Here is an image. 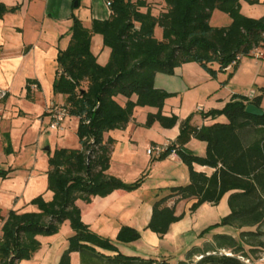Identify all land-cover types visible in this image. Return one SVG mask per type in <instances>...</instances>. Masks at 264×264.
Returning a JSON list of instances; mask_svg holds the SVG:
<instances>
[{
    "label": "trees",
    "instance_id": "obj_1",
    "mask_svg": "<svg viewBox=\"0 0 264 264\" xmlns=\"http://www.w3.org/2000/svg\"><path fill=\"white\" fill-rule=\"evenodd\" d=\"M162 1L159 8L148 0H111L110 17L92 19L89 27L72 16L70 43L57 55L52 91L65 96L62 108L66 115L78 118L79 147L48 152L46 192L50 197L39 194L32 198L28 205L35 206V211L10 209L6 216L0 214V264H19L30 259L41 247L38 236L56 234L65 221L73 234L58 264H70L72 252L91 255L88 264H95L94 259L113 264L157 261L119 252L115 242L126 244L140 239L141 233L136 228L121 226L113 242L92 231L82 220L77 201L89 204L97 196L105 197L116 190L131 192L143 183L142 177L126 183L108 174L114 140L105 141V133L123 129L138 107L157 109L156 113L148 114L145 127L158 122L164 128H172L177 123V116L162 113L165 100L173 94L155 86L158 73L172 75L175 68L194 62L216 78L218 72L236 69L240 61L232 65L236 56H250L254 49L264 48V17L254 19L243 15L241 0ZM247 1L259 3V0ZM15 9L0 0V18ZM214 10L227 14L230 24L212 26L210 18ZM157 27L161 29V38L155 36ZM94 34H100L104 46L110 49L104 65L91 51ZM32 84L37 82L29 80L26 84L28 93ZM120 96L126 102L121 103ZM133 96L136 100H132ZM261 100L262 95L248 98L234 94L222 109L202 114L223 115L227 119L224 123L198 128L190 124L192 117H187L180 123L177 138L161 155L152 157L163 160L174 151L186 165L190 178L188 184L172 186L167 195L154 201L146 229L159 237L165 236L171 224L183 218V214L175 213L179 201L196 199L190 207L194 213L204 203L218 204L230 192V212L201 234L214 227L230 226L238 231V236L216 233L211 243L190 249L180 264H249L254 254L264 250V232L260 230L264 225V115L246 112L249 104L260 108ZM4 135V152L9 155L13 152L10 137L8 133ZM191 138L206 143L205 155L185 149ZM194 164L214 171L206 175L194 170ZM12 171V168L0 169V178H8ZM170 199L174 203L167 206ZM96 249L116 254L106 256ZM196 255L201 258L193 261ZM162 264L168 263L162 261Z\"/></svg>",
    "mask_w": 264,
    "mask_h": 264
},
{
    "label": "crops",
    "instance_id": "obj_2",
    "mask_svg": "<svg viewBox=\"0 0 264 264\" xmlns=\"http://www.w3.org/2000/svg\"><path fill=\"white\" fill-rule=\"evenodd\" d=\"M148 1L157 4L159 8L163 6L162 0ZM1 2L8 8L16 7V9L0 18V89L8 93L0 107V158L3 159L0 162L7 164L8 167L13 165L12 169L21 167L25 163L30 166L31 170L26 174L21 169H17L14 170L13 178L0 179L12 188L7 190V195L10 200L12 198L16 200V207H25L26 211H35V206L28 205V202L46 191L48 152L61 147H79L76 135L77 117L68 115L63 123L64 127L59 130L48 127L51 115L45 117L44 120L40 118L51 102L64 103L65 101V96L54 94L52 91L57 69V55L70 43L72 16L77 17L83 25L89 27L92 19H108L111 11L105 0H1ZM240 10L249 18L264 17V0H259L256 4L241 0ZM153 12L155 15L158 14L156 9H153ZM230 22L231 19L227 14L218 13L216 10L210 18L212 26L224 27ZM156 30L157 28L155 32ZM91 51L101 65L107 63L110 49L104 46L100 34L92 36ZM230 73L231 76H228ZM29 80L36 81L37 85H30L28 93L26 84ZM15 82H17V90L13 91ZM155 86L173 94L165 100L162 113L166 116H177V123L172 128H164L158 122L145 127L148 114L156 113L157 109L138 107L123 129L109 131L105 133L104 138L105 141L108 138L114 140L111 145L108 174L126 183L136 181L144 172L153 169L159 170L160 176L151 187H146L143 182L138 189L131 192L116 190L105 197L93 198L89 204L77 201L82 211L83 222L92 231L113 242L123 225L134 227L137 230L141 229L140 239L126 243L136 244L134 247L136 249L133 251L122 253L118 244L116 245L120 253L144 259L152 258L153 255L150 254L154 256L158 254L157 248L163 240L159 239L162 237L151 231L147 232L149 230L146 229L154 201L167 195L170 187L183 186L190 182L188 169L177 155L156 160L147 155V147L151 144H165L174 141L179 134L180 123L189 116L192 117L190 124L198 128L216 122H226L227 119L223 115L211 117L202 114L210 110L222 109L234 94L248 98L262 95L260 108L264 109V48L254 49L250 56L240 59L236 69L228 68L226 71L218 72L216 78H212L199 64L191 62L175 68L172 75L158 73L155 77ZM198 90L200 98L197 100L204 99V106L191 102V98L189 101L187 99V96L190 97L191 93ZM132 100H136V96H133ZM119 101L124 103L126 98L120 96ZM1 116L7 117V121L2 120ZM5 126L6 131L3 129ZM5 133L9 134L13 150L6 159L3 158L6 147ZM14 134H18L17 139ZM2 135L5 139L4 147ZM195 139L191 138L185 145V149L196 155H205L206 143L203 141L197 143ZM32 143L33 145L29 146L23 155H15L24 144ZM39 146H43L47 153L39 151L37 148ZM47 146L51 148L46 150ZM193 167L194 170L204 172L206 175H211L214 171L208 166L194 164ZM0 193L5 195V192L0 191ZM226 194L229 196L230 192ZM195 201L196 199H186L175 205L176 215L183 214V218L171 224L165 237L171 235L170 240L181 239L179 241H182L186 234L197 232L199 228L204 230L207 226L220 221L222 217L209 210L219 203L215 205L204 203L194 213H191L190 207ZM173 203L174 200L170 199L167 206H172ZM205 217L210 218L209 221L203 220L204 227H198L200 220ZM207 222L210 223L206 225ZM70 231L72 230L68 228L67 238L58 248L53 247L54 242L52 241L55 239L52 235L38 236L41 242L40 249L30 259L24 260L28 261L24 263L58 264L63 251L68 247ZM216 233L219 232L206 238L201 246H194L202 247L205 243H211ZM143 238L153 249L138 244ZM96 250L106 256L112 257L116 254L101 249ZM90 257L89 254L81 256L78 252H72L70 264H88ZM94 260L95 264H113L101 259Z\"/></svg>",
    "mask_w": 264,
    "mask_h": 264
},
{
    "label": "rangeland",
    "instance_id": "obj_3",
    "mask_svg": "<svg viewBox=\"0 0 264 264\" xmlns=\"http://www.w3.org/2000/svg\"><path fill=\"white\" fill-rule=\"evenodd\" d=\"M216 11L218 13H223V12H221L219 10H216ZM223 14H225V13H223ZM213 23H214V21H213ZM155 36L157 38H161V29L159 27H157V30L155 32ZM229 79L230 78H228V80ZM223 83L225 84V82H223ZM16 90H17V82H15L14 85H13V91H16ZM190 98H191V102H195V103H197L200 106H204V103H205L204 102V99L199 100V101L197 100V99L200 98L199 90L196 91V92L191 93L190 97L187 96L188 101H189ZM4 100H5V98L0 101V107H1L2 103L4 102ZM64 103H65V101H64ZM64 103L51 102L45 108V111L40 116V118L42 120H44L45 117L50 116L52 114L51 113L52 111L55 112V110L61 108L64 105ZM138 112L136 113L137 115L140 113V112L139 113ZM67 116L68 115H66L65 118H67ZM7 119H8L7 117H2V120H4V121H7ZM64 121H65V119H64ZM64 121L62 122V124L60 125V127L57 130H59L60 128L62 129L64 127L63 126ZM219 121H222V120H219ZM48 127H49V125H48ZM3 129H4V131H6L7 130V127L5 126ZM42 131H43V128H42ZM16 135H18V134H14L15 139H17ZM2 139H3V147H4V145H5V139H4V136L3 135H2ZM195 142L198 143V142H202V141H200L198 139H195ZM31 145H33V143L32 144H26V145L24 144L22 146V149L20 151H17L15 153V155L16 156L17 155H20V156L23 155L24 152H27L26 149L29 148V146H31ZM37 148H38L39 151H41V152L43 151L44 153H47V151L45 152L43 146H39ZM50 148H51V146H50ZM3 158L6 159V158H8V156L5 155V154H3ZM2 160L3 159L0 158V161H2ZM6 161H8V160H6ZM12 166L13 165H11V166L8 167L7 164H4V163L0 162V169H8V168H12ZM17 169L18 170L21 169L26 174L28 172H30V170H31L30 169V166H28L27 164L24 163L23 165H21V167H15L13 169V172H11L9 174V178H13L15 176L14 175L15 174L14 173V170H17ZM158 176H160V171L159 170L156 171L154 169L153 170L146 171L142 175H140V177L143 178V182H145V186L146 187H151L155 183V180H157V177ZM2 183L3 182H1V179H0V191L1 192H5V195H2L0 193V214L2 216H6L7 213H8V211L10 209L26 210L25 207H19V208L16 207V205H15V201L16 200L14 198H12L10 200V198L7 195V190H10L12 188L9 187L10 185H7L6 184L7 182H5L3 184ZM186 183H188V182H186ZM41 194H44L45 197H47V198L50 197V193L49 192H46L45 191V192H43ZM228 198H229V196L226 194V196L221 200V202L218 205L213 206L212 209H209V210L211 212H213L214 214H218L220 217H223V216L227 215L229 213ZM209 219L210 218H207V217H205L204 219L202 218L200 220V223H199L198 227H204V225H203V222L204 221L203 220L209 221ZM208 223H210V222H207L206 225ZM1 224H2V222L0 220V228H1ZM139 227H141V226H139ZM68 228L71 230L68 222L62 223L60 225L59 231L56 234L52 235L53 236L52 238L55 239L54 241H52V242H54V244H53L54 246L53 247H57V248L60 247L61 242L64 241V240H66L67 235H68L67 234ZM199 229L200 230L197 231V232H191V233H188L185 236H183L182 241H179L181 239H174V241L173 240H170L171 239V235H170V237L169 236L165 237L166 236L165 235L164 237L159 238V239H163V240H161L160 247L157 248V251L156 252L158 254H155V256H154V254H150V255H153L152 258L155 259V260H157V261H159V262L165 261L168 264H180L181 261L186 260L188 251L190 249H192L194 247V245L201 246L204 243V241L206 240V238L212 237V234L215 233V232H219V233H223V234H230V235H233V236H236V237L238 236V231L236 229L230 227V226H218V227H214L213 229L205 232L204 234H201V232L203 230L201 228H199ZM260 230L262 232H264V225H262L260 227ZM139 231L141 232V229ZM70 232H71L70 235H72L73 234L72 231H70ZM147 232H150V231H147ZM141 240H139V242H138L139 245H145V247H147L149 249H153L152 246H148L147 245V242L144 240V238L141 239ZM115 244H118L119 249H120V251L122 253H127V251H129V250L130 251H133V249H136V248H134V247H136V244L129 245V244H123V243H116V242H115ZM197 256L198 255H196L195 257H193L192 260L193 261H196L197 260L196 259ZM24 262H28V261L21 260L20 261V264H28V263H24ZM249 264H264V250H260L258 253L254 254L253 257L251 258Z\"/></svg>",
    "mask_w": 264,
    "mask_h": 264
},
{
    "label": "built area",
    "instance_id": "obj_4",
    "mask_svg": "<svg viewBox=\"0 0 264 264\" xmlns=\"http://www.w3.org/2000/svg\"><path fill=\"white\" fill-rule=\"evenodd\" d=\"M107 6L111 5V0H105ZM242 58V56L238 55L236 56V59L232 62V65H236V63ZM6 91L0 89V101L5 97ZM51 120L49 123V127L51 129H58L62 122L64 121L66 117V110L65 108H59L55 110V112H51ZM170 145V143H165V144H151L150 146L147 147L146 153L147 155L151 157H157L161 155ZM174 151H172L171 155H174ZM176 155V154H175ZM201 256H197V260H199ZM154 264H162V262L156 261Z\"/></svg>",
    "mask_w": 264,
    "mask_h": 264
},
{
    "label": "water",
    "instance_id": "obj_5",
    "mask_svg": "<svg viewBox=\"0 0 264 264\" xmlns=\"http://www.w3.org/2000/svg\"><path fill=\"white\" fill-rule=\"evenodd\" d=\"M246 112L249 113V114H252V115H256V116H262L264 115V109H261L253 104H249L247 107H246ZM50 147L47 146L46 147V150H49Z\"/></svg>",
    "mask_w": 264,
    "mask_h": 264
}]
</instances>
